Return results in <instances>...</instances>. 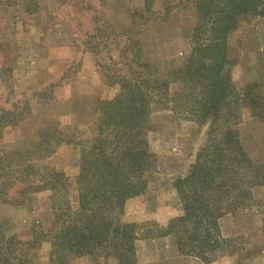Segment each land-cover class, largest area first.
Masks as SVG:
<instances>
[{
    "label": "rangeland",
    "instance_id": "374dc122",
    "mask_svg": "<svg viewBox=\"0 0 264 264\" xmlns=\"http://www.w3.org/2000/svg\"><path fill=\"white\" fill-rule=\"evenodd\" d=\"M196 2L0 0V109L21 116L16 125L1 130L0 151L33 149L42 137H58L55 151L38 164L63 172L67 196L76 207L79 145L96 131L98 100L110 98L117 89L106 75L114 73L118 62L129 61L124 42L139 39L141 59L164 78L189 52L193 27L199 23ZM226 46L236 95L229 101L232 114L202 123L150 105L146 137L155 168L148 173L146 190L124 205L136 220L164 225L179 212L172 182L186 174L210 125L216 135L225 125L234 128L250 159L264 161V17H240L227 34ZM250 94L260 103L255 115ZM24 190L17 182L0 197V224L5 234L31 241L35 231L53 226V213L49 190ZM251 193L248 211L220 220L222 235L238 246L232 254L204 263L180 254L170 234L137 240L131 264H264V185L254 186ZM49 248L42 241L30 256L47 264ZM86 263L83 258L73 262Z\"/></svg>",
    "mask_w": 264,
    "mask_h": 264
},
{
    "label": "trees",
    "instance_id": "16d2710c",
    "mask_svg": "<svg viewBox=\"0 0 264 264\" xmlns=\"http://www.w3.org/2000/svg\"><path fill=\"white\" fill-rule=\"evenodd\" d=\"M196 3L199 23L193 27L189 52L164 78L141 59L139 39L124 42L129 61L118 62L114 73L106 75L117 89L110 98L98 100L96 131L79 145L76 207L67 196L63 172L38 164L55 151L58 137H42L33 149L0 151V197L17 182L24 185V191L47 189L53 213V226L35 231L31 241L5 234L0 224V264H39L30 252L42 241L50 245L47 264H73L82 258L86 264H131L137 240L170 234L180 254L204 263L238 248L222 235L220 220L229 213L248 211L252 188L264 185V161L250 159L229 125L220 128L218 135L210 125L186 174L173 180L179 212L164 225L138 221L124 208L127 199L146 190L148 173L155 168L146 137L152 103L202 123H215L222 114H232L229 101L236 95L227 34L242 16L257 13L264 17V0ZM247 99L255 115L260 103L251 94ZM20 118L0 109V132Z\"/></svg>",
    "mask_w": 264,
    "mask_h": 264
},
{
    "label": "crops",
    "instance_id": "0c3cea01",
    "mask_svg": "<svg viewBox=\"0 0 264 264\" xmlns=\"http://www.w3.org/2000/svg\"><path fill=\"white\" fill-rule=\"evenodd\" d=\"M10 42V41H9Z\"/></svg>",
    "mask_w": 264,
    "mask_h": 264
}]
</instances>
